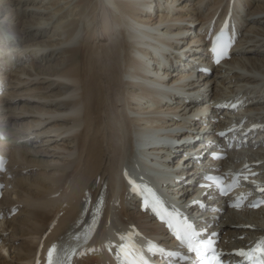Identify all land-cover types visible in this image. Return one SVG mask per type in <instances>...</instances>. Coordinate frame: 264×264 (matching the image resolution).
Returning <instances> with one entry per match:
<instances>
[{
  "label": "bare ground",
  "instance_id": "obj_1",
  "mask_svg": "<svg viewBox=\"0 0 264 264\" xmlns=\"http://www.w3.org/2000/svg\"><path fill=\"white\" fill-rule=\"evenodd\" d=\"M22 1L24 0H0V6L4 9L13 5L9 10L15 15L18 10L20 12ZM22 8L32 13L34 20H38L41 25L36 31L30 30L32 22L28 20L19 28H15L17 22H10L6 26L0 21V31L2 29L7 31L4 35L9 46V49L5 50L6 41L0 34V54L7 51L11 54L16 50L14 46H10L14 41L8 33L23 40L24 43L29 41L27 36L34 37L35 33L42 32L36 34V39L47 34L45 39L32 41L36 46L34 58L43 64L33 65L32 69H26L21 64L16 69L18 66L16 63L28 55V52L22 57L11 54L15 66L11 70L19 71V74H9L7 79L15 76L16 85L38 80L34 88L43 91L42 97L47 98L37 102L45 111L44 117L56 118L55 123L66 129H70L71 126L73 133L68 134L71 136L66 145L72 148L67 151L66 156L75 150L76 153L66 165L59 168L58 165H53L54 160L50 159L48 162L45 160L48 168L55 167V170H60V174L55 175L53 172L49 176L39 172L37 174L39 183L32 182L30 185L28 177H17L14 197L8 196L3 202L22 207L17 214L24 218L9 216L7 219L5 233L1 235L3 246L1 249L8 255L0 253V264L32 263L36 251L39 250V243L42 244V249L39 250L41 252L57 233L68 229V225L75 220L86 190L90 189L89 184L96 177L102 179L105 175L112 174L114 166H109V161L116 159L121 165L122 157L127 154L124 166L126 165V170L132 175L153 182L165 177V170L155 164L159 163L158 161L153 162L149 153L152 151V145L160 142V138L168 136V131L174 130L175 127L171 123L163 126L154 125V119L166 121L179 116L186 120L197 114L192 111L202 108L198 106L186 111L184 107L179 109L169 107L167 101L161 103L163 96L166 99L171 97V91L182 93L196 86V96L205 95V102L208 99L216 102L220 95L245 96L244 100H259L252 102L251 110L257 117H264V94L258 93L254 98L249 97L250 93L261 92L264 88V0H39L37 4L25 5ZM227 8L238 17L237 20H233L234 24L238 27L244 26L242 39L245 44L243 53L234 55L230 61L229 71L221 70L212 78L201 82L186 81L179 87H172L168 82L161 80L162 78H157L159 70L156 64H160L158 60L160 58L167 63V57L172 53L171 43L178 45L174 46L175 49L188 56L187 61L183 62L181 57L178 61L190 66L195 60V56L186 51L188 41L195 38V28L192 29L190 26L195 23L202 26L213 18L225 14ZM4 16L14 18L13 15H3L2 12L0 20H4ZM57 19L59 20L56 22ZM51 23L54 25L49 27L51 31L49 34L45 27ZM245 71L247 73H244ZM2 74L4 72H0V75ZM22 74L23 77L26 76L23 80L20 79ZM28 75L32 77L28 78ZM11 84L10 80V89L13 88ZM28 101V99L21 101L23 102L20 103L21 109L32 108L28 106ZM51 103L54 105H47ZM200 113H203V117L209 115L208 112L204 113V110ZM40 115L41 113L34 115L32 109L29 114L24 115L32 116L22 124L23 126L21 125L27 129L26 133L23 132L24 136L33 133L28 132L32 127L33 129L45 127V121L42 120L44 117ZM17 116L19 114L9 115L8 119H12L15 124ZM7 126L10 129V124ZM52 126L55 124L46 126V131ZM77 127L79 130L75 131ZM0 129L5 130L2 127ZM59 130L60 128H57L55 131ZM7 133L9 136L14 135V139L7 143L8 145L14 143L17 147L19 145L26 147L28 142H32L27 139L18 142L20 139L15 140L12 131L9 130ZM17 154L18 157L15 159L10 155V161L13 165L11 167H14L12 173L18 172L20 175L26 164L23 162L24 156L22 157L18 151ZM260 156H263L262 153ZM15 163H18V166ZM168 166L173 168L174 164ZM31 170H34V167L27 173ZM43 179L46 183H42ZM19 190L21 194L18 193ZM118 202V206H113L112 215L104 219L100 227L97 235L99 240L95 244L98 252L79 258L77 264L110 263L109 255L103 253L102 248L109 238L105 223L113 218L112 226L117 230L128 223H133L143 233H158L156 224L151 223L145 214L137 213L133 209L129 194H123ZM237 215L244 214L226 213L223 217L233 219ZM54 218L55 225L41 241L42 233L50 228V222ZM262 218L264 215H258L250 221L254 225V230L239 229L238 234H252L264 230ZM223 223L225 226L230 224L227 220ZM9 228L12 229V232L9 230L11 233L8 231ZM17 229H20V244L14 245L17 240ZM227 234V240L231 241L237 233L231 228ZM11 248L16 251L13 252V262L10 263L6 258L11 257H9Z\"/></svg>",
  "mask_w": 264,
  "mask_h": 264
},
{
  "label": "rangeland",
  "instance_id": "obj_2",
  "mask_svg": "<svg viewBox=\"0 0 264 264\" xmlns=\"http://www.w3.org/2000/svg\"><path fill=\"white\" fill-rule=\"evenodd\" d=\"M39 0H37L36 2H31L30 0H24L20 3V12L19 10L17 11V13H15V15L12 13H10V10H9V7L13 6V5H9L8 8H2L0 6V13L3 12V15L4 14H8V15H13L14 18H9V17H5L4 20H0L1 22H4V24L7 26L8 23L12 22V23H16V27L15 28H19L20 25L28 20V21H31L32 22V25H31V28L30 30H36L38 29V27L41 25V23L38 21V20H34L33 18V14L28 12L26 10V8H22L24 7L25 5H29V4H37ZM68 17V16H65V18ZM59 19L56 20V22L58 21ZM189 20L191 21V18H189ZM192 22V21H191ZM54 24L51 23V24H48L45 28H46V31L48 30L49 31V27L50 26H53ZM53 28V27H52ZM51 28V29H52ZM190 30V29H188ZM11 32V31H10ZM17 34H19V32H16ZM42 32H37L35 33V36L34 37H31V36H27L26 38H28L29 41H32V39H34L35 42L37 41H40L43 39H45L47 37V34H44L45 36H40L39 38L36 39V34H39ZM51 33V31H49V34ZM21 36V34L19 35V37ZM30 37V39H29ZM25 38V37H24ZM36 39V40H35ZM34 41L31 42L32 45H35ZM29 44V43H28ZM38 45V44H36ZM39 46V45H38ZM49 56V54H48ZM47 56V57H48ZM35 58L33 57H29V60H28V63H30V65H24L26 67V69H32L31 66L33 65H42L43 63H41L40 61L38 60H34ZM54 62V61H52ZM28 66V67H27ZM31 72H34V70H31ZM16 74H19V71L16 72ZM24 74L21 75V78L23 80V78H26L23 77ZM32 76H29L28 75V78H31ZM10 80L12 82V84L10 85L11 87H13L12 89L8 90L7 93H5L4 95H2L0 97V100H2L3 102H5V104L7 103L8 105H0V112H1V115H6L7 117H9V115H18L17 116V123L15 124H18V125H15L11 120H9L10 122H12L11 126L12 127H18V129L21 131V132H17L19 135L16 136V139L15 140H18L20 139V134L22 133V135L24 136L23 134V127H21V125L26 122L27 119L31 118L32 116H27L25 117L24 115L25 114H29L31 112V109H32V112L34 111V115H38L41 113V115L43 114V117L45 116L44 113V109L43 107L37 103L39 100H47V98H44L42 97L43 95V91H40V90H36L34 87L37 86V84H35L36 82H38V80L34 79V80H31V83L29 82H25V83H20V84H15V76H10ZM9 80V81H10ZM8 81V82H9ZM20 86V87H19ZM7 87H9V83L7 84ZM18 87V88H17ZM38 93V94H37ZM37 94V95H36ZM39 95V96H38ZM28 96V97H26ZM25 99H28V103L30 107H32L31 109L30 108H26V109H21V104L20 103H23L21 102L22 100H25ZM1 101V102H2ZM0 102V103H1ZM47 105H54L53 103L51 104H47ZM6 109L5 111V114L3 113L4 110ZM21 109V110H20ZM8 114V115H7ZM5 116H3L4 118ZM35 117V116H34ZM44 122V126L46 128V126H51L53 124H56L55 122H57V119L56 118H51V116H46L42 119ZM7 124H10V123H5V126H7ZM25 124V123H24ZM23 126V125H22ZM0 127H3L1 124H0ZM9 128V126H7ZM42 127V125L40 126V128ZM53 127V126H52ZM45 128L41 129L40 131H36L38 132V136L35 137V138H32V142L28 143L26 145V147H22L20 150V154L23 158V162L26 164V166L24 167V170H26L25 174L23 175L24 177H28V183L31 185V183H39L38 180L39 177L37 176V174H39V172H41L43 174H46V175H51L53 172H55V167H51V168H48L46 166L47 162L52 159L54 161L53 162V165H57L58 163H63L65 161V156H64V153H67V151L69 149L72 148V146H70V148L67 147V143H68V140L70 139V136L71 135H66L64 136V140L66 141L65 143H62L60 145V142L59 141H55V136H50L48 133H51V130L49 129V131L45 130ZM6 130V128H4ZM39 129V128H38ZM57 129V128H56ZM56 129H53L52 131H55ZM59 129V128H58ZM42 130H45V131H42ZM79 130V128L77 127L75 129V131ZM11 131V130H10ZM23 131V132H22ZM60 131V130H59ZM60 132H58L59 134ZM60 134H63L64 133H60ZM58 136V135H57ZM11 137L13 138L14 135H11ZM67 137V138H66ZM24 138V137H23ZM14 139V138H13ZM37 139V140H36ZM51 139H53L51 141ZM14 140V141H15ZM18 142H24V140H19ZM72 145V144H70ZM25 146V145H23ZM63 146V147H62ZM68 148V149H62V148ZM26 148V149H25ZM30 148V149H29ZM37 148V149H35ZM62 150V152H57L58 150ZM24 150H29L30 152L29 153H24L23 151ZM35 150V151H33ZM35 152V153H34ZM34 153V154H33ZM64 156V157H63ZM34 157V158H33ZM47 162H46V161ZM57 160V161H55ZM33 162V164H32ZM34 167V170H31L30 173H27L29 169L33 168ZM36 167V168H35ZM47 167V168H46ZM47 169V170H46ZM50 170V171H49ZM40 173V174H41ZM38 178V180H37ZM37 182H36V180ZM45 182V180L43 179L42 180V183ZM46 183V182H45ZM33 185V184H32ZM19 194H21V190L18 191ZM22 208V207H21ZM21 208H19V210H21ZM20 214H15L14 216H11L12 217H16L19 216ZM24 217H20V219H23ZM16 226V225H15ZM17 227V226H16ZM18 228V227H17ZM11 230L12 232V229L9 228L8 231ZM18 230V231H17ZM16 232H17V240L14 242V245H19L20 244V240H19V237H20V229H17ZM10 232V231H9ZM10 232V233H11ZM8 233V234H10ZM12 249V248H11ZM9 251V257L10 258H6L7 259V262H13V255L16 250L13 251V249ZM2 254V253H1ZM3 255V254H2ZM9 259V260H8Z\"/></svg>",
  "mask_w": 264,
  "mask_h": 264
},
{
  "label": "snow or ice",
  "instance_id": "obj_3",
  "mask_svg": "<svg viewBox=\"0 0 264 264\" xmlns=\"http://www.w3.org/2000/svg\"><path fill=\"white\" fill-rule=\"evenodd\" d=\"M213 51H215V49H213ZM262 191H264V189H262ZM260 203H264V201H261ZM234 206L239 207L240 205L236 204ZM250 206L258 207L259 205L252 204ZM76 239L79 240L80 237H76ZM121 239L126 238L121 237ZM177 239L183 240L185 237L177 233ZM61 252H63V260L60 259ZM76 254L77 252L75 249L61 250L57 245H53L47 253V264H71L72 256ZM130 254L128 246L121 244L117 247V258L121 260V264H123L124 260L129 258ZM223 255V253L213 255L209 260L202 254L201 260L203 261V264H225V262L221 259ZM237 255L243 257L247 261V264H264V238H261L254 247L248 250H239Z\"/></svg>",
  "mask_w": 264,
  "mask_h": 264
}]
</instances>
